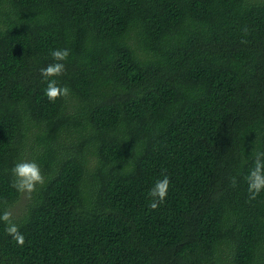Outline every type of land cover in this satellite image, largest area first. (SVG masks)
I'll return each mask as SVG.
<instances>
[{
	"label": "trees",
	"instance_id": "obj_1",
	"mask_svg": "<svg viewBox=\"0 0 264 264\" xmlns=\"http://www.w3.org/2000/svg\"><path fill=\"white\" fill-rule=\"evenodd\" d=\"M256 152L264 0H0V213L17 162L45 178L13 215L22 247L0 222V264H264Z\"/></svg>",
	"mask_w": 264,
	"mask_h": 264
},
{
	"label": "clouds",
	"instance_id": "obj_2",
	"mask_svg": "<svg viewBox=\"0 0 264 264\" xmlns=\"http://www.w3.org/2000/svg\"><path fill=\"white\" fill-rule=\"evenodd\" d=\"M69 50L54 49L51 51V56L56 63L49 64L47 67L41 69V75L47 81L45 89V96L50 102H55L62 96L69 94L67 86L61 87L54 77H59L65 72V64L63 61L67 60ZM254 166L249 171L246 177L248 184L247 191L249 199L255 200L261 192H264V152L254 153ZM13 177L12 186L22 194H27L29 197L31 193L36 191L37 185L43 186L45 178L41 172L40 166L35 161L22 160L17 162L11 169ZM170 178L164 175L162 179H157L153 187L149 190V206L151 209H157L167 198ZM235 178L232 180L235 186ZM3 203H7L4 201ZM0 222L5 224V232L12 237L18 246L25 244L24 235L19 231L18 226L13 222V213L11 210L5 209L0 213Z\"/></svg>",
	"mask_w": 264,
	"mask_h": 264
},
{
	"label": "rangeland",
	"instance_id": "obj_3",
	"mask_svg": "<svg viewBox=\"0 0 264 264\" xmlns=\"http://www.w3.org/2000/svg\"><path fill=\"white\" fill-rule=\"evenodd\" d=\"M27 199H28L27 194H21V197H20L17 205L12 208L13 215H16L17 213H19L21 211L24 203L27 202Z\"/></svg>",
	"mask_w": 264,
	"mask_h": 264
}]
</instances>
